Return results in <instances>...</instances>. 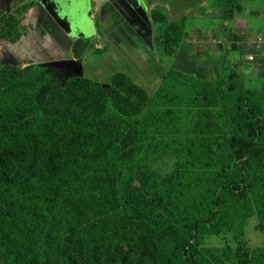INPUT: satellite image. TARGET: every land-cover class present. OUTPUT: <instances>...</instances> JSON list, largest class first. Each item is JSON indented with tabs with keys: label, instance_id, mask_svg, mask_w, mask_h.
I'll return each mask as SVG.
<instances>
[{
	"label": "trees",
	"instance_id": "16d2710c",
	"mask_svg": "<svg viewBox=\"0 0 264 264\" xmlns=\"http://www.w3.org/2000/svg\"><path fill=\"white\" fill-rule=\"evenodd\" d=\"M240 1L233 0V7L227 13L229 18L236 10L244 9ZM79 44L75 47L77 51L83 50L82 43ZM64 72L53 65L12 66L10 69L0 66V116H6L13 107L24 109L34 117L35 123L30 127L32 131L38 133L39 124L44 125L40 141L46 139L47 143H42L49 144L44 135L51 132V128L45 124L58 113V109H62L59 118L51 120L59 122L56 135L64 137L65 147L70 152L59 157L55 167L49 171L44 167L40 169L38 176L12 180L2 178L0 170V257L13 255L33 262L34 250L24 236L11 228L22 231L26 226L40 231L51 225V233L63 239H67L69 233L83 234L91 228L81 227L79 221L83 219L82 213L92 211L85 201L92 199L87 196L90 189L97 191L98 198L110 201L119 178L132 171L136 159L139 161L137 166H152L171 152L180 157L178 170L159 189L160 193L157 189H144L143 195L137 196L141 205L149 200L146 193L161 195L162 208L170 221L160 223L152 220L137 224L147 215L139 218L140 208L134 212L137 214L131 211L123 219L125 226L135 231L137 242L142 247L152 234L159 235L163 246L159 249L161 256H157L154 264H264V252L260 260L258 256L254 259L253 255L257 254L249 250L199 248L197 243L199 236L221 230L232 233L234 240L241 242L248 211L253 208L259 211V229L264 232V164L259 161L264 145V93L254 92L239 83L226 82L222 87L231 94V101L221 112L224 124L211 121L205 127L204 122L199 121L198 127L192 130L184 115L193 112L194 106H197V112L208 115L211 102L220 104L222 91L218 83L213 84V96L209 97L205 94L209 85L204 87L199 79L187 74L169 72L164 75L158 90L147 97L146 90L137 86L127 73L116 72L111 77L114 83L110 89H97L102 106L106 102L110 106L111 101L114 104L116 85L127 91L120 82L123 78L127 80V86L141 91V100L134 101L138 111L126 114L127 132L131 126L135 137H132V132L130 138L126 137L120 145L113 135L119 128L110 117L108 107H102L94 115L82 107L63 108L61 101L44 97L46 87H59L68 82L69 77ZM235 76L236 71L229 75L230 79ZM86 78L78 85H83L85 91L96 85L91 78ZM79 88L73 91L83 93L78 91ZM102 97L106 98L103 103ZM48 105L45 117L42 107ZM183 105L187 106L184 110ZM203 105L208 107L203 108ZM15 132L19 135L18 131ZM222 132L226 137L223 143L227 145V163L222 162L217 154L220 148L215 147V144L222 146ZM174 141L179 145L174 146ZM150 156L154 158L149 163ZM224 167L236 172L228 173ZM84 170H88L86 178L91 180L90 187L85 185V189L82 188L85 180H80V172ZM227 176L228 181H224ZM241 182L252 192V201L248 205H245L246 191L240 190ZM169 225L179 228V242L167 236ZM100 235L105 236L104 232ZM124 257L121 255L117 264H136Z\"/></svg>",
	"mask_w": 264,
	"mask_h": 264
},
{
	"label": "rangeland",
	"instance_id": "374dc122",
	"mask_svg": "<svg viewBox=\"0 0 264 264\" xmlns=\"http://www.w3.org/2000/svg\"><path fill=\"white\" fill-rule=\"evenodd\" d=\"M35 3L34 0H0L1 67L10 69L12 66L23 68L39 64L49 65L48 63L51 61H46V58L38 59L36 54L31 55L32 57L29 54L21 56L18 47L23 36L33 35L34 39L41 37L44 43L42 46L44 51L48 50L50 54L59 53L56 51L60 47L56 46L59 49L51 52L46 35L38 33V17L36 18L35 14V17L29 16V14L33 15L31 13L36 10L37 4ZM51 3L59 9L65 18L79 13L74 6H71L73 0H51ZM233 3V0L190 2L187 10L177 12L176 19H172L173 17L166 10L156 7L153 13V24L157 35L155 48L160 57L161 68H164L163 73L158 71L157 79L159 81L152 82L148 89L130 77L137 86L146 90L144 91L147 92V97L158 90L164 75L169 72L187 74L199 79L204 87L209 85V89L205 91L209 97L213 96V84L218 83L222 91L219 96L220 104H215L216 101L215 103L211 102L208 115L206 112H197V106H194L193 112L184 115L188 127L192 130L198 127L199 121L204 122L205 127H208L211 121L219 125L224 124V117H222L221 112L231 101V94L224 90V86L222 87L226 82L239 83L254 92L264 93L262 86L258 83L261 78L264 83V47L256 52L255 46L252 44L254 38L261 37L264 39V0H241L240 3L244 9L242 11L236 10L235 14L229 18L227 13L232 9ZM91 8V1L85 0V5L80 12L84 20H90L89 11ZM26 43L27 50L25 52L31 47L29 42L26 41ZM107 47L108 45L102 46L97 50ZM83 49L89 50L88 56H84L86 59H83L84 77L85 79H87L86 77L91 78L90 80L96 85L85 91L83 85L78 86L83 82L84 77L73 71L74 73H67L69 80L66 84L59 87H46L44 97L49 98V100L61 101L63 108L71 106V108L81 109L82 107L94 115H97L102 107H108L110 117H112L115 126L119 128L113 134L116 137L114 139L122 145L126 137L130 138L132 132V137H135V130L131 126L132 131L129 128L127 132L126 114H133L138 111L134 101L141 100V91L135 90V87L127 86V80L123 78L120 82L125 88L127 87V91L119 89L116 85L117 94L113 98L114 104L112 105L111 101L110 106L109 102L102 106L97 95V89L102 88L106 91L110 89L114 83L111 77L115 68L123 69V66L121 62H116L113 59L112 54L93 51L96 49L93 45L83 46ZM248 52H255L256 57L253 61L246 59ZM57 67L65 71L62 67ZM232 71H236V76L230 79L229 75ZM79 77L82 79L79 80ZM77 87H80L78 91L83 93H75L73 89ZM105 100L106 98L102 97V103ZM207 107L203 105V108ZM186 108L187 106L183 105L182 110ZM42 111L46 112L44 116L47 117L49 105L46 108L42 107ZM61 113L62 109H58V113L51 116L45 124L46 127L51 128V132L43 134L49 140V144L42 143V141L46 142V139L40 141L44 125L39 124L40 132L32 131L30 127L35 123L34 117L24 109L13 107L6 116H0V170L2 178L15 180L16 178L38 176L40 169L42 170L44 167L49 171L52 166L55 167L59 157L70 154L65 147L64 137L56 135L59 122L51 120L52 118H59ZM15 131H18L19 135ZM122 133L124 136L121 135ZM95 134L97 135L96 132ZM225 139L226 137L222 132L220 137L222 146L215 144V147L216 149L220 148L217 150V154L221 156L222 162L227 163L229 158H226L228 151L226 143H223ZM173 145L179 144L174 141ZM162 146L164 147V144ZM261 152L263 153L259 161L264 164V145H262ZM154 156H150L149 163L152 162ZM180 163V157L171 152L166 153L152 166H137L139 161L136 159L132 171L123 173L124 178L120 177L122 174L119 176L115 193L110 196L112 197L110 201L98 198L97 191L90 189L87 196L92 199H85V201L92 208V211L82 213L83 219L79 221L81 227L90 226L91 228L86 229L83 234L69 233L67 239H63L60 235L51 233V225L45 226L40 231L26 226L22 231L11 228L12 231L18 232V235L24 236L31 249L34 250L33 262L31 263L23 257L18 258L11 255L10 258L8 256L0 257V264H117L121 255H125L124 258L128 262L154 264L158 259L157 256H161L159 249L163 246V242L160 244L159 235L151 232L152 236L148 243L142 247V244L137 242L135 231L126 227L123 219L130 215L131 211L133 214H137L134 212L140 208L139 218L147 215L137 224H146L152 220H158L160 223L169 222L171 218H168L169 216L162 208L161 195L153 196L151 193H146V198L149 200L141 205L137 196L143 195L144 189H157V192L160 193L159 189H162L165 182L178 170ZM224 168L228 173L236 172L230 171L231 169H227V167ZM87 173L88 170L80 172V180H85L82 183L83 189H85V185L88 187L91 185V180L86 178ZM224 181H228V176ZM240 190L247 193L245 205L250 204L252 192L247 190L242 182L240 183ZM29 222L30 218L27 224ZM259 224V211L257 208L249 209L244 237L241 242L235 241L232 233L221 230L217 233L199 236L198 247L218 249L229 247L234 251L243 249L245 252L249 250L252 254L254 252L257 254L253 255L254 259L258 256L261 260V254L264 252V232L259 229ZM99 228L101 230L98 231ZM103 232L105 236L100 235ZM167 236L171 240L179 242L181 239L179 228L176 225L171 227L169 225Z\"/></svg>",
	"mask_w": 264,
	"mask_h": 264
},
{
	"label": "crops",
	"instance_id": "0c3cea01",
	"mask_svg": "<svg viewBox=\"0 0 264 264\" xmlns=\"http://www.w3.org/2000/svg\"><path fill=\"white\" fill-rule=\"evenodd\" d=\"M36 1L34 10L29 16L36 15L38 17L40 6H44L43 11L45 14H51V9L57 10L59 15V9L56 8L51 0H34ZM78 1V0H75ZM92 8L89 11L90 20H84L80 12L82 11L85 0H81L78 4L71 3V6L77 8L79 13L72 17H66V30L69 37L72 39L70 46L62 51V49L56 47L58 42L53 36L49 35L46 31V38L49 40V53L48 50H43L44 43L41 37L34 39L33 35L23 36L19 41L18 51L23 57L29 54L30 56L36 54L39 59H45L46 61H55L60 59H75L83 64V74L85 75V68L83 59L88 56L89 50H76L77 44L82 43L81 46L93 45L96 48V53L112 54L113 59L116 62H121L123 69L115 68V72L127 73L131 78H134L142 86L148 89L150 84L156 82L158 71L163 73L164 68H161L160 57L157 54L156 46V33L155 26L153 24V13L156 7L166 10L176 19L177 12L187 10L189 8L188 3L200 2L203 0H90ZM78 5V7H77ZM46 9V10H45ZM76 11V12H77ZM63 16V15H62ZM35 17V16H34ZM41 28V27H40ZM91 32V34H90ZM90 34V35H89ZM42 35V34H41ZM99 40V42H97ZM108 40V41H107ZM29 42L31 45L30 50L26 51L25 47ZM46 43V42H45ZM106 49H98L102 46H107ZM230 45L233 47L232 43ZM235 47V46H234ZM102 50V52H101ZM91 53V52H90ZM39 56V57H38ZM85 56V57H84ZM32 57V56H31ZM84 57V58H83ZM261 80H257L262 86L264 91V83ZM262 81V82H261Z\"/></svg>",
	"mask_w": 264,
	"mask_h": 264
},
{
	"label": "water",
	"instance_id": "95a60500",
	"mask_svg": "<svg viewBox=\"0 0 264 264\" xmlns=\"http://www.w3.org/2000/svg\"><path fill=\"white\" fill-rule=\"evenodd\" d=\"M73 2L74 4H78V2L75 0ZM39 6L41 10V15L40 14L38 15V22L41 24L44 31H46L49 35L54 37V39L58 42V47H60L62 51L68 48L72 42V39L69 37L68 32L66 30L65 17L59 15L57 10L51 9L50 11L51 14L48 15L50 22L49 23H47L46 21L42 22V11L44 9L43 8L44 6L41 5ZM51 63H53L52 65L54 66L62 67L63 69H65L66 73L71 74L76 72V74L78 75L83 74V64L75 59H60L58 61H51L48 64L51 65Z\"/></svg>",
	"mask_w": 264,
	"mask_h": 264
},
{
	"label": "built area",
	"instance_id": "2783aa9c",
	"mask_svg": "<svg viewBox=\"0 0 264 264\" xmlns=\"http://www.w3.org/2000/svg\"><path fill=\"white\" fill-rule=\"evenodd\" d=\"M252 44L255 46V47L254 46L253 47L255 48V50L257 52V51H259L261 49V47H264V39L261 38V37H258L256 39L254 38L252 40ZM255 57H256L255 52H252V53L248 52L247 56H246V59L249 60V61H253Z\"/></svg>",
	"mask_w": 264,
	"mask_h": 264
},
{
	"label": "flooded vegetation",
	"instance_id": "af4514ba",
	"mask_svg": "<svg viewBox=\"0 0 264 264\" xmlns=\"http://www.w3.org/2000/svg\"><path fill=\"white\" fill-rule=\"evenodd\" d=\"M73 1H74V0H73ZM77 2L79 3V2H81V0H78ZM81 3H82V2H81ZM45 12H46V11H42V22H43V21H46L47 23H49V22H50V19H49L48 15L45 14ZM39 14L41 15V11H39ZM39 14H38V15H39ZM37 27H38V33L44 35L45 32H43V27L41 26V24H40L38 21H37ZM40 27H41V28H40Z\"/></svg>",
	"mask_w": 264,
	"mask_h": 264
}]
</instances>
